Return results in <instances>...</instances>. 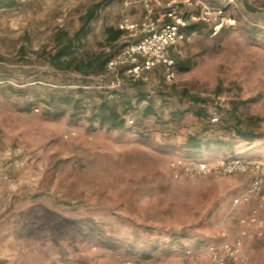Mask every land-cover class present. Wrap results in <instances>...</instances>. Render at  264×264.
<instances>
[{"label":"rangeland","instance_id":"obj_1","mask_svg":"<svg viewBox=\"0 0 264 264\" xmlns=\"http://www.w3.org/2000/svg\"><path fill=\"white\" fill-rule=\"evenodd\" d=\"M123 1L11 0L0 9V264H216L211 247L242 236V259L227 264H264V206L259 227L255 198L235 203L247 178L177 176L171 165L191 160L181 156L191 136L204 140L206 159L196 160L264 161V9L242 3L235 27L217 37L191 32L177 55L192 66L177 65L171 81L162 69L147 81L59 73L41 57L63 30L76 34L96 4L84 48H107L105 29L117 26ZM131 15L140 19L143 6ZM80 87L119 102L126 128L90 127L91 110L44 114L53 89ZM185 90L220 122L196 116ZM149 104L158 117L143 115ZM234 116L257 134L252 142L235 134Z\"/></svg>","mask_w":264,"mask_h":264},{"label":"built area","instance_id":"obj_2","mask_svg":"<svg viewBox=\"0 0 264 264\" xmlns=\"http://www.w3.org/2000/svg\"><path fill=\"white\" fill-rule=\"evenodd\" d=\"M123 14L118 27L123 31L122 50L108 64V72L120 78L125 74L134 80H149L150 73L161 68L166 78L175 79V56L180 43L188 38V28L192 24L206 26L210 36L217 37L225 29L237 24L233 9L239 8L241 0H125ZM141 4L144 15L135 19L131 10ZM123 69V73L121 72ZM212 122H219L217 112L212 114ZM177 158L171 163L175 175L180 172L188 177L208 175H242L248 180V188L235 203L252 201L258 209L254 210L252 222L259 227L262 222L258 212L264 206V161L248 157L223 158L216 162ZM243 236L236 243L225 241L219 248L211 247L216 264H227L228 260L239 262ZM242 259V258H241ZM240 259V260H241Z\"/></svg>","mask_w":264,"mask_h":264},{"label":"trees","instance_id":"obj_3","mask_svg":"<svg viewBox=\"0 0 264 264\" xmlns=\"http://www.w3.org/2000/svg\"><path fill=\"white\" fill-rule=\"evenodd\" d=\"M10 1L11 0H0V9L9 7L11 5ZM208 1L213 3L220 2V0ZM241 2L251 12L257 11L259 7L264 9V0H241ZM100 9V4H96L94 7L90 8L81 18L83 26L76 34L71 35L69 32L63 30L57 36L55 50L41 55V57L44 58L57 72H74L86 77L108 73L109 62L120 53L123 47V31L118 27L120 19L117 26L110 25L105 29L107 48L98 52H91L84 48L86 43L85 40L90 31L88 30L89 25L96 18ZM198 30H206V26H203L202 24H192L188 28V32L190 33ZM178 56L179 55L175 56V67L180 65L181 71H188L192 66L191 60L184 59L180 61L178 60ZM157 70H161V68L153 71ZM121 72L123 73V69H121ZM85 86H89V84H86ZM183 94L195 105H197V108H193L192 112L200 118H209V122L212 124V113L211 111L209 112L207 106H203L208 104V101L197 95L189 94L187 90L183 91ZM95 95L102 97L100 102L94 101ZM146 98L147 97L144 96L141 99L145 100ZM45 104L46 107L44 108V114L46 116L64 117L66 115H70L71 117H77L78 115L91 110L92 115L88 116L90 127H94L96 122L100 127L105 128L107 131L121 130L127 126V120L124 117L123 112L120 110L119 102L110 98L109 94H100L99 91H87L82 87L77 90L57 88L52 90L50 94V101ZM126 106L128 108H132V103H126ZM34 108L38 107H34V104H29L26 107V110L31 111ZM143 115L145 117L159 116L158 111L152 104H149L144 109ZM234 120L235 134L247 142H252L257 134L254 131L244 129L242 127V120L237 116H234ZM216 144L219 145L221 142L217 140ZM187 145L189 150L184 155L182 154V157L184 156L195 160L206 159L203 154L204 140L202 138L191 136L188 139Z\"/></svg>","mask_w":264,"mask_h":264},{"label":"crops","instance_id":"obj_4","mask_svg":"<svg viewBox=\"0 0 264 264\" xmlns=\"http://www.w3.org/2000/svg\"><path fill=\"white\" fill-rule=\"evenodd\" d=\"M245 184H247V188H248V186H249V184H248V180L245 181ZM247 188H246V189H247ZM246 189H245V190H246Z\"/></svg>","mask_w":264,"mask_h":264}]
</instances>
